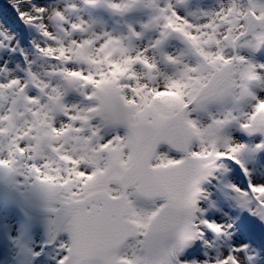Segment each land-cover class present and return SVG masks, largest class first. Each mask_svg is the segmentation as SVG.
I'll return each mask as SVG.
<instances>
[{
  "label": "snow or ice",
  "instance_id": "1",
  "mask_svg": "<svg viewBox=\"0 0 264 264\" xmlns=\"http://www.w3.org/2000/svg\"><path fill=\"white\" fill-rule=\"evenodd\" d=\"M140 2L106 6L123 14ZM191 5L167 0L139 26L148 30L162 19L158 38L121 63L111 57L122 41L108 33L73 40L71 55L33 43L39 56L63 64L49 75L76 86L80 100L68 105L31 72L20 39L39 25L53 41L49 18L69 24L64 12L75 5L53 12L48 0L0 3V23L12 33L0 72L17 55L27 69L0 80V93L15 88L33 106L47 94L55 111L30 138L34 146L20 136L0 150L8 185L0 202L11 226L0 230V264H15L11 255L21 264H264V2L225 0L215 12ZM69 28L68 36L85 31L82 23ZM129 33L143 35L131 26ZM171 36L195 63H184V52L165 54L175 71L162 77L148 54ZM90 46L102 59L80 55L90 67L77 71L72 56ZM137 69L147 73L143 80ZM230 103L249 107L234 111ZM12 120L0 115L8 124L0 134Z\"/></svg>",
  "mask_w": 264,
  "mask_h": 264
},
{
  "label": "bare ground",
  "instance_id": "2",
  "mask_svg": "<svg viewBox=\"0 0 264 264\" xmlns=\"http://www.w3.org/2000/svg\"><path fill=\"white\" fill-rule=\"evenodd\" d=\"M2 1L3 0H0V3H2ZM192 1L194 2V0H192ZM203 1L208 2L206 4L218 3L220 6L223 3H225V0H203ZM261 2H264V0H261ZM48 3L50 4V8L53 12L57 8L65 9V8H68L72 5H75V7L77 9L76 11H65L64 15L66 16L69 24L70 23H78V24L82 23L83 27L85 28V31H86L87 27H92V24L94 22H98V26H97L98 28L96 29L95 33L88 35L86 38H88V39L93 38V40H94L96 36H103L105 33H108L111 35V37L121 40L122 41L121 44L113 46L117 49V51L112 55V57H111L112 61L117 62V63H121L127 56H129V55L135 56V54L137 52L136 51L137 49L135 48L137 40L134 38H130V33L128 32L129 27L130 26L132 27L131 23L128 22L125 19V17H123V14L122 15L116 14L106 6L107 3H120V0H101V2L98 3L96 6L86 5L83 2V0H48ZM153 15L155 17V14H153ZM49 20H50V22L48 24V30L53 33L54 38H55L53 40V44L49 45V43L46 42L45 39L40 35V32L43 31L42 28L40 29L38 35L35 34L36 33L35 32V33H31L28 39H20V47L24 51L29 50L33 54H35L36 56H38L40 58V59H37L38 65L35 67V69H37L38 71L44 70L45 68H47L49 66V64H51V62L54 63V61H51L47 58H43V57L39 56L32 49V45L28 46L30 44L29 41H31V42L33 41V43H36L40 47H44V48H47V47L61 48L62 47L65 49L67 54L71 55V53L68 52V50L71 49V47L62 45V44H64L63 43L64 39L71 41V40H75V38L83 37V35L85 34V31H84L82 34L75 33L71 36H68V35H66V32L70 31L69 24H64L62 22L55 20L54 16L50 17ZM149 21H150V15L145 16V18L142 19L140 22L141 23H148ZM159 21H161V20H159ZM123 22H125V24H122ZM99 26L106 27V28H104L102 30L101 27H99ZM158 26H160L159 22L153 24V28L158 27ZM107 28H110V29H107ZM28 30L29 29H24L23 31L28 33ZM36 31H38V30H36ZM145 33L147 34L148 31H145ZM11 35H12V33L10 31H7V28L4 27L2 25V23H0V44L5 46L4 48H0V52L5 51L6 47L9 44V39H10ZM16 36L19 39L21 37V31H17ZM60 39H62L60 45L54 44V43H57ZM13 43H16V41L14 40ZM121 48L126 49L127 51H125L122 54L121 51L119 50ZM83 51H85V49ZM86 55L96 56V57H98V60H99L100 58L102 59L104 54L101 53L99 51L98 47L95 46L93 49L91 48L90 50H86ZM160 56L162 58L164 70L159 71V73L162 75V77L163 76H172L175 69L172 66H170L164 62V60H163L164 54L160 55ZM189 57L192 61V64H194L195 58L190 54H189ZM18 58H19L18 55L16 57L12 58L11 63L9 65V69L7 72H0V80H7L9 78L20 77V75H21V72L19 70L20 68L15 67V65H17V63L19 61ZM155 58H153V59H155ZM157 58H160L159 55ZM19 63H21V61H19ZM19 65L20 64H18V66ZM51 69H53V66L51 67ZM88 70H89V67L85 66L84 71L87 72ZM136 74L141 78V80H143L147 76V73L139 72V69H137ZM68 87H70L69 83H68ZM75 87L76 86L74 85L73 88H75ZM45 95H47V94H45ZM44 99H45V104L39 103V105H37L38 108L40 110H42L45 107V105H47L48 106V107H46L47 110L50 112V114L52 116H54L55 115L54 108L51 106L50 102L48 101V98H44ZM228 107L234 108L237 110V109H248L249 106L246 103L238 104V105L230 103L228 105ZM0 108H4V114H11L13 117L12 126H11L13 128V130H9L6 134H0V141H3L2 145H0V150H4L5 146L8 147L9 143L11 141H13V139L15 137L25 136L24 135L25 133L31 134L32 131L29 132L28 128L22 127V124L20 122V118L27 113L33 115L32 113H34V112L28 111V109L26 108L25 105L22 106L21 111L17 107H12V106H9L6 104L5 105L0 104ZM9 110H11V112H9ZM49 121L40 123L43 129H46V125L49 123ZM1 126H2V128H7L8 124H7V122H5V123H2ZM46 142L47 141H45L44 143L46 144ZM67 147H68V145H66V148ZM3 155L6 157V155H7L6 151L3 152ZM45 155H47V154L45 153ZM21 163H23V161ZM0 176L4 177L3 171H0ZM1 180H3V178ZM7 187H8V185L4 184V185L0 186V190L7 188ZM3 191H6V190H3ZM8 220H9V216H8L7 212L4 210L3 203L0 202V230H2V227L4 225L8 226V229L10 230L11 226L9 225ZM9 239H11V237H9ZM10 258L15 262V264H21V261H19V259L15 255H11Z\"/></svg>",
  "mask_w": 264,
  "mask_h": 264
},
{
  "label": "rangeland",
  "instance_id": "3",
  "mask_svg": "<svg viewBox=\"0 0 264 264\" xmlns=\"http://www.w3.org/2000/svg\"><path fill=\"white\" fill-rule=\"evenodd\" d=\"M124 2H127V0H120V3H124ZM166 2H167V0H155V4L153 5L151 3V0H141V2L138 3L137 5H135L131 11L123 13V17H125V19L131 23L132 27H134L137 31L143 32L142 38L136 41V45H135V48L137 49V50L135 49L136 51H141L144 47L150 45L153 41H155L158 38V34L161 30L160 26L153 28V25L148 30H143L139 26L142 24H145V23H141L140 21L142 19H144L145 16L150 15V20H151L152 18H154L153 14H155V17L160 15V13L158 12L157 9L165 7ZM206 3H208V2H204L203 0H194V2L192 1L191 9L196 10V11L202 10L205 12H215V11L219 10L220 5L218 3H216V4H206ZM158 22H159V25H163V23H164V21L162 19H161V21H158ZM122 24H125V22H123ZM97 26H98V22H94L92 24V27H87L83 37L75 38V40L81 41L84 39H88L86 37L88 35L94 34L96 29L98 28ZM99 27H101L102 30L104 28H106V27H102V26H99ZM40 29H41V27H39V25H37V27H30L28 30V33H27L28 38H29L31 33L36 32L35 34L38 35ZM107 29H110V28H107ZM36 30H38V31H36ZM7 31H9V30L7 29ZM145 31H148V33L146 34ZM80 34H82V33H80ZM91 39L93 40V38H91ZM61 40L62 39H60L57 43H54V44L60 45ZM72 41L73 40L69 41V40L64 39V41H63L64 44H62V45L73 48ZM47 42L49 43V45L53 44V41H47ZM32 44H33V41L28 46H30ZM94 47L95 46L87 47L85 49V51H83L84 49L80 50V52L77 55H74L72 57V59L75 60V64L73 67L76 68L77 71H81V70L84 71L85 66L90 67L86 63L81 62L80 55L90 56L94 59L97 58V60H98V57H96V56L86 55V50H90L91 48L93 49ZM25 52L28 54L30 61H31L30 65H29L31 72L33 74H35L39 78V80L46 82L48 84L50 83L49 84L50 87L48 90H46V92H50L51 88H57L62 94H65L64 99H63V103L71 105L74 102H79L80 97L75 93V91H73V89H74L73 84H70L67 80H65L61 76L49 75L50 73H52L54 71L63 70V64L58 65V64H56V62H54V63L51 62V64H49V66H48L49 68L47 67L42 71H38L37 69H35V67L38 65L37 59H40V58L38 56H36L35 54H33L29 50H25ZM181 52L185 53V56L183 57V62L188 63V64H192V61L189 57L187 46L185 44L181 43V41L177 37L171 36V37H169L168 41L166 42V44L164 46L160 47L159 49L150 51L148 55L152 59L156 57L153 60L155 63L158 62L157 64L159 66L158 65L157 66L159 68V71H163L164 68H163L162 58L160 55L170 54L173 56H178ZM158 55L160 58H157ZM18 59H19V61H21V63H19L20 65L18 67H17V65H15V67L20 68L19 70H20L21 74H22V72L26 73L27 69L24 66L23 60L20 57ZM52 66H53V69H51ZM101 66H103V65H96L95 67L99 68ZM139 72L146 73L143 69H139ZM20 77H21V75H20ZM68 83H69L70 87H68ZM26 91H27L25 93L26 95L32 94L31 93V85H30L29 90H26ZM44 98H47V95L41 94L39 97V103L40 104H45ZM0 104H4V105L6 104V105H9L12 107H17L20 109V111H21V108L23 105H25L27 109H31V112L35 113L38 110V106L26 104L24 99H23V96L18 94V91L15 88L0 93ZM51 106L54 108L53 105H51ZM232 109L234 111L236 110L234 108H232ZM45 113H47V118L45 117ZM3 114H4V108H0V115H3ZM53 117L54 116H52L50 114V112L47 110L46 107H44L42 110H40V112L37 116H33L29 113L23 115L20 118V122L22 124V127L32 129L31 134H28L27 136H23V138L25 140H29L31 145L34 146L35 142H34V140H31L30 138L35 137L37 135V129L38 128H40V129L42 128V126L40 124L41 122L49 121ZM1 125H2V123L0 124V128H2ZM10 130H13V128L11 127ZM2 142L3 141H0V145H2ZM47 143H48V141L45 144L44 154L46 153L47 155H49L50 153L47 151ZM65 147H66V145H65ZM5 149H7L6 146H5ZM2 178H3V180H1ZM4 184H7V181L4 179L3 176H0V186H2ZM1 190H7V188L1 189ZM2 230L4 232H8L9 231L8 226L4 225L2 227Z\"/></svg>",
  "mask_w": 264,
  "mask_h": 264
}]
</instances>
